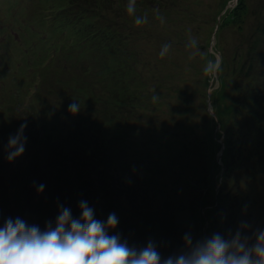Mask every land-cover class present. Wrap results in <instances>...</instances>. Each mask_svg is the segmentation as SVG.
I'll use <instances>...</instances> for the list:
<instances>
[{"label": "rangeland", "instance_id": "rangeland-1", "mask_svg": "<svg viewBox=\"0 0 264 264\" xmlns=\"http://www.w3.org/2000/svg\"><path fill=\"white\" fill-rule=\"evenodd\" d=\"M46 1L0 0V133L6 142L21 124L27 125L22 155L9 162L0 151V222L18 214L10 185L13 180L5 173L11 171L16 172L20 189L22 218L41 228L55 218L61 200L79 216V201L96 194L83 193L74 204L62 197L55 184L52 150L32 124L38 119L35 110L50 107L51 113L53 106L61 104L53 83L39 89L33 85L36 79L28 85L31 78L26 81L24 76L32 72L29 66L43 76L41 63L50 59L48 44L40 43L24 28L40 22L39 8ZM67 1L74 3L72 9L78 15L76 3ZM75 1L78 7L80 3L90 9L93 21L106 18L104 0ZM159 1L105 3L111 7L110 16H115L112 27L126 24V41L134 48L119 67L130 73V80L138 79L143 85L142 113L131 120L138 134L128 135L122 148L116 141L112 145L118 150L114 158L124 163L128 179L140 183L142 201L133 204V193L118 186L113 189L117 192L110 197V207L103 212L100 209L102 220L113 212L118 216L113 230L130 245L143 246L151 239L167 256L182 245L187 231L199 238L234 230L242 220L264 228V96H260L264 78L261 70L245 78L237 70L243 59L238 53L245 55L248 42L258 37L253 34L258 21H264V0ZM234 11L244 12L240 26L232 19ZM132 15L134 19H130ZM102 24L109 27L107 22ZM263 42L261 39L259 46ZM262 50L264 54V46ZM65 58L74 61L72 48H67L65 57L54 60L52 70L60 72ZM259 60L257 66L261 67L264 56ZM58 83L62 84L61 79ZM91 85L99 87L98 83ZM37 89L39 100L34 101ZM27 103H31L29 108ZM122 109L120 126L128 118ZM62 124L58 122L57 127L61 129ZM154 127L157 131L151 133ZM92 134H97L96 129ZM136 173L144 176L142 181ZM39 184L45 187L38 194ZM13 188L17 190L16 183ZM220 190L223 195L217 198L218 207L214 202ZM192 194L200 197L198 205Z\"/></svg>", "mask_w": 264, "mask_h": 264}, {"label": "trees", "instance_id": "trees-1", "mask_svg": "<svg viewBox=\"0 0 264 264\" xmlns=\"http://www.w3.org/2000/svg\"><path fill=\"white\" fill-rule=\"evenodd\" d=\"M73 1L80 11L78 15L75 9H72L74 3L71 1L47 0L39 8L42 13L40 22L38 24L31 23V27L24 26L30 35L40 43L48 44L46 53L50 59L47 63H45V58L43 60V76L39 74L37 80L39 89L45 87L48 82L53 83L61 97L60 105L53 106L51 113L47 110L50 107H47L45 111L41 112L43 119L38 117L32 124L33 127H36L40 123L39 127H36L38 133L35 132L42 138L44 145L52 150V164L57 168L54 175V179L57 181L55 184L60 189L62 197L74 204L78 203L77 201L83 193H96L93 194L94 197H90L91 199L83 200H86L89 206L94 208L96 218L102 220L101 209L103 212L110 207V197L117 192L116 189L113 190L114 187L120 186L124 191L126 188L131 194L133 193L134 198L130 197L133 204L142 201V199L140 200V197L142 198L140 183L136 182L135 178L128 179L124 163L116 161L114 158L115 154H118V150L115 151L112 145L116 141L122 148L121 145L126 142L128 135L138 134V129L135 130V126L131 125V120L136 119L137 114L142 113L140 112L142 105L139 101L143 96V85L139 83L138 79L130 80L132 78L130 73L127 74L119 67L125 56L134 52V48L126 41L125 30L128 28L126 24L123 27H112L115 16L113 18L110 16L112 11L111 7L105 4L107 0L102 1L105 8H108V13L104 16L106 18L103 21L96 20V22L92 20L94 16L86 5L83 6L79 3V8L78 2ZM244 10L247 11L245 2ZM243 14L244 12L238 14L236 11L232 14L233 21L239 26L243 22ZM130 19H134L133 15ZM102 22H107L109 27L103 25ZM257 24V31L253 35H258V37L251 43L248 42L245 55L238 53L243 59L241 62L239 60L237 70L238 73H243L244 78L252 76L255 71L259 70L264 78V65L257 66L258 58L261 61L264 56L262 50L264 42L259 46L261 39L264 40V21L260 20ZM252 37L250 35L249 40ZM67 48H72L74 61L67 60V58L62 59L60 72H55L52 70V66L61 55L65 57ZM54 60L56 61L54 62ZM72 68L74 71L71 70ZM129 68L132 67L129 66ZM57 77L61 79L62 84L58 83L60 79ZM56 79L58 82L55 81ZM91 82L98 83V89L94 88ZM129 88L132 89V95ZM38 94L34 97V101L39 100ZM201 94L204 95V91ZM260 96H264V91ZM74 101L80 107L78 112L83 111V113H70L72 116L70 117L68 107ZM30 105L28 103L27 107L29 108ZM122 108L128 114L124 126H120L118 122L119 115L125 113ZM126 120L128 121L126 122ZM57 121L63 122L61 129L57 127ZM121 122L123 123V121ZM258 124L261 125L262 122H258ZM64 128H68V130L64 132L62 130ZM157 128L154 127L151 133L157 131ZM95 129L97 134L94 135L92 130ZM120 130L123 132L121 135H119ZM3 135L0 133V145L5 143ZM116 135H119L118 140L115 139ZM5 173L8 178L13 180L10 185L18 202L17 216L22 217L21 213L24 214V209L16 172L5 171ZM140 173H136L139 178L137 179L142 181L144 176ZM15 183L17 190L13 188ZM220 191L221 194L216 195L217 201L214 202L218 207H220L218 197L223 195V191ZM192 196L198 205L199 201L196 199L200 197L197 198L195 194ZM86 197L89 196L86 195ZM61 201L59 204H62ZM115 233V230H111L109 234Z\"/></svg>", "mask_w": 264, "mask_h": 264}, {"label": "clouds", "instance_id": "clouds-1", "mask_svg": "<svg viewBox=\"0 0 264 264\" xmlns=\"http://www.w3.org/2000/svg\"><path fill=\"white\" fill-rule=\"evenodd\" d=\"M155 99V97H154ZM76 101L68 111L79 110ZM26 124L0 145L11 162L25 151ZM45 185L36 186L43 192ZM79 216L63 204L57 215L43 228L26 219L5 217L0 222V264H264V228L240 221L235 229L194 237L191 231L182 236V245L163 256L158 244L148 240L143 246L130 245L119 232L109 234L118 225L113 212L105 220L96 218L86 200L78 203Z\"/></svg>", "mask_w": 264, "mask_h": 264}]
</instances>
